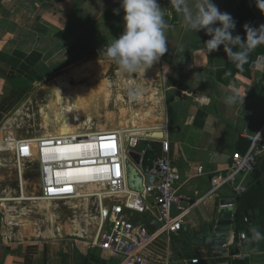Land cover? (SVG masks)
Masks as SVG:
<instances>
[{"label":"crops","instance_id":"crops-1","mask_svg":"<svg viewBox=\"0 0 264 264\" xmlns=\"http://www.w3.org/2000/svg\"><path fill=\"white\" fill-rule=\"evenodd\" d=\"M212 2L222 12L225 0ZM158 4L165 10L164 19L171 27L166 31L169 51L154 64L163 81L161 111L154 120L157 124L154 127L163 128L164 136L169 139L170 161L181 178L178 190L184 197L181 201L184 211L181 230L169 235L157 234L146 254L157 260L178 261L191 257L202 260L210 254L211 244H205L203 240L214 233L218 204L231 197L227 184L217 188L213 185L226 174L230 158L226 163H217L211 160L212 155L219 152L231 157L239 145L240 148L244 145L239 139L248 141V136L261 129L264 123V70L254 67L256 57L250 60L244 72H231L222 45L215 52H206V66L195 67L194 52L205 50L203 42L211 37L204 30L196 33L185 30L179 15L173 19L169 0H158ZM247 4L254 15V28H258L264 24L263 13L255 0H247ZM115 9H120L119 14L114 12ZM123 16L120 0H0V137L4 129L8 134L10 114L28 92L48 89L50 81L57 75L86 60L71 70L72 75L79 78L91 71L92 61L96 58H107L103 47L123 33ZM56 89L60 96L64 98L68 94L72 102L82 108V114L78 118L74 116V120L92 121L85 115L88 93L82 94L80 87L71 88L66 76L57 79ZM230 89H234L238 97L234 105L224 103ZM147 121L134 111L131 123L123 119L115 127H148ZM90 131L107 130L83 132ZM15 134L22 137L21 133ZM151 144L153 148H160L159 141ZM144 145L141 141L138 148ZM258 164L264 169V153L259 156ZM199 166L202 167L201 174L198 173ZM246 181L247 185L251 183L258 189L251 195L244 193L242 201L256 203L263 216L261 222L252 218L249 212L251 217L247 224L264 234V170L259 179L248 175ZM178 213L179 210H173V215ZM247 214L244 210L242 215ZM138 218L146 220L152 216L146 213ZM94 219L92 217L90 223ZM17 223L24 227L27 223L28 227L34 224L21 225L14 221L11 225ZM77 226L68 231L81 235L77 233ZM56 231L62 234L58 228ZM42 234L50 236L53 230L42 231ZM88 243L82 238L62 239L59 236L9 242L0 233V264H102L96 256L104 259V264H117L115 259L107 260L103 251L89 249ZM243 252L248 264H264V240L246 241Z\"/></svg>","mask_w":264,"mask_h":264},{"label":"built area","instance_id":"built-area-1","mask_svg":"<svg viewBox=\"0 0 264 264\" xmlns=\"http://www.w3.org/2000/svg\"><path fill=\"white\" fill-rule=\"evenodd\" d=\"M157 130L161 129H114L26 138L13 137L8 133L0 140V149L12 153L18 162L31 161L36 165L40 174V199L91 198L95 201L97 222L95 234L88 241L89 249L103 251L107 260L115 259L117 264H197L198 257L178 261L157 260L146 254L157 234L169 235L181 230L184 211L181 206L184 197L178 190L181 178L170 161L168 137L149 138L145 135L147 131ZM257 133L248 136L245 152L231 155L226 174L213 183L215 188L227 184L231 189V197L217 207L214 233L221 213L229 214V224L224 225L226 229L221 231L226 233L225 237H220L223 242L211 244L215 258L233 260L246 257L243 244L247 236L244 232H240L236 239L238 252H231L233 244L228 240L236 216V200L246 191V177L256 171L259 156L264 153V123ZM141 141L145 145L138 148ZM152 141L160 142L161 155L146 157L149 151L154 150ZM131 150L140 154V163L134 165L143 179L142 191L131 189L127 182L126 163L132 161L129 156ZM198 173H202L201 166ZM147 175L153 176L151 184L146 182ZM19 186H22L21 179ZM174 209L179 210L177 215H173ZM146 213L159 224L155 233L146 226L150 218H138ZM244 221L247 222V218Z\"/></svg>","mask_w":264,"mask_h":264},{"label":"rangeland","instance_id":"rangeland-1","mask_svg":"<svg viewBox=\"0 0 264 264\" xmlns=\"http://www.w3.org/2000/svg\"><path fill=\"white\" fill-rule=\"evenodd\" d=\"M95 60L92 61L91 71L85 72L83 76L75 77L71 70L84 64L86 60L57 75L50 81L48 89H34L28 92V96L20 99L18 108L8 119L7 130L10 135L18 137L15 133H21V136L26 138L46 134H74L85 130L83 127L79 129V124L73 118L82 114V108L74 104L68 94L64 98L63 95L60 96L59 90L56 89L57 79L61 76L67 77L71 88L80 87L82 94L88 93L89 104L85 115L92 119L93 130L144 131L156 126L154 120L161 111L163 81L154 64L145 73L122 75L118 66L108 58ZM133 81H138L145 89L143 98L135 102L127 94V89ZM134 111L147 118L148 127H115L117 122L123 119H128L131 123ZM67 112L72 115L71 118L62 115ZM39 180L40 174L33 162H18L12 153L0 149V233L5 240L17 242L59 236L62 239L71 237L89 241L96 230L95 201L82 198L48 202L44 200L37 204L31 199L39 198ZM92 217L95 219L90 223ZM14 221H19L21 225L26 222L34 224L30 227L28 223L26 227L20 226L19 223L11 225ZM75 225H78L77 233L81 235L68 231ZM57 228L62 231L61 235L56 231ZM49 229L53 230V234L41 235L42 231L48 232Z\"/></svg>","mask_w":264,"mask_h":264},{"label":"clouds","instance_id":"clouds-1","mask_svg":"<svg viewBox=\"0 0 264 264\" xmlns=\"http://www.w3.org/2000/svg\"><path fill=\"white\" fill-rule=\"evenodd\" d=\"M255 2L264 12V0ZM169 3L181 17L185 30L194 33L204 30L211 37L203 42L207 54L222 45L228 59L238 68L249 62L251 53L258 46L264 45V24L258 28L245 24V37L234 36L236 21L231 14L221 12L212 0H169ZM120 8L124 12L123 33L103 47V54L118 66L122 75L145 73L169 51L166 31L171 26L164 19L165 10L158 0H120ZM119 11L114 10L116 14ZM217 24L219 26H215ZM253 64L256 69L264 70V56L257 57ZM127 94L135 102L143 98L145 89L138 81H133ZM237 100L234 89L224 97L227 105H234ZM257 135L260 137L259 133ZM250 232V242L264 240V234L257 227H251Z\"/></svg>","mask_w":264,"mask_h":264},{"label":"trees","instance_id":"trees-1","mask_svg":"<svg viewBox=\"0 0 264 264\" xmlns=\"http://www.w3.org/2000/svg\"><path fill=\"white\" fill-rule=\"evenodd\" d=\"M172 12H173V19L177 18L178 14L174 11L173 8H172ZM222 12H227V13L231 14V16L236 21V27H235V29L233 30V33H232L234 36L235 35H240L241 38L243 39L245 37V31H244L243 26L245 24H249L250 26L254 27V15L252 14V12H251L248 4H247V0H239V1L225 0ZM262 13H263V16H264V12H262ZM234 50H236V49H234ZM259 55L264 56V45L258 46L251 53L250 58H249V62H250V60L255 59ZM226 63H227L228 69L230 67V71L231 72H236V71L244 72V70L246 69V67L248 65V63H247V64L243 65V67H239L238 68L228 59L227 55H226ZM62 115H65V117H68V118L72 117L68 113H63ZM75 122L77 124H79V127H80L79 129H81L83 127V128H85V130H93L92 127H91L92 123H93L92 121L89 123V122H79V121L75 120ZM239 141L241 143L243 142L244 145L242 146V148H240V145H239L237 147V152L238 153H243V152H245L246 148L248 147L249 141H246V140L244 141L242 139H239ZM146 155H147L146 157H152L153 155L159 156V155H161V150H160V148L159 149L154 148L153 151H149ZM258 161H259V159H258ZM258 161H257V169H256V171L250 174V175H252V178H255V179H259L260 174H262V172L264 170L263 167L261 166V164L260 165L258 164ZM146 164H147V160L145 159L144 166H146ZM250 184L248 183L246 191L244 192L245 194H247V192H248V193H250L249 195H251V192L253 193L254 191H257L258 188L254 187L253 185H250ZM241 196H239L237 198V200H236L237 201L236 202L237 203L236 212H235L236 216H235V220H234L235 236H236V239H237L238 234L240 232H244L246 234V236H247L248 243H252L254 241L250 242V238H251V235H252L251 232H250V228L251 227L247 224L249 217H251L249 212L252 213V218L258 219V220L260 219L261 222L263 221V216L260 215L261 211L256 207V203H251L250 202L251 204H249V203L247 204V203L242 201ZM31 201H36V203L39 204V203H42L44 200H42L40 198H35V199H31ZM46 202H48V201H46ZM244 210L248 211L247 215H242ZM240 215H242L243 218H242L241 222L239 223L238 222V217ZM244 218H247V222L244 221ZM236 239L234 240V243L231 246V252L232 253L238 252V247L235 245ZM211 250L212 249H210L209 256L206 259H202V260L199 259V262L197 264H215L217 261L227 260L226 258H215L214 255L212 254ZM89 256H94V255H89ZM96 258H97L99 263H102V264L105 263L104 259H101V258H99L97 256H96ZM229 261H230L231 264H248V260L246 259V257L243 258V259H233V260H229Z\"/></svg>","mask_w":264,"mask_h":264},{"label":"water","instance_id":"water-1","mask_svg":"<svg viewBox=\"0 0 264 264\" xmlns=\"http://www.w3.org/2000/svg\"><path fill=\"white\" fill-rule=\"evenodd\" d=\"M194 59H195V63H194L195 67L206 66L207 65L206 51L204 49H200V50L195 51L194 52ZM2 133H1V136L3 139V137H4V135H6L7 131L4 129L2 131ZM145 135H146V137H149V138H162L165 135V133L162 130L148 131L145 133ZM0 139H1V137H0ZM129 156L132 159V161H127V163H126L128 185L133 190L142 191L143 190V187H142L143 179H142V176L140 175V173L138 172V170L136 169V166H135V165H138L140 163V154L137 151L131 150V151H129ZM229 158H230V156L227 154L215 152L212 155L211 160L213 162H217V163H226ZM152 180H153L152 175L146 176V182L148 184H151ZM228 217H229L228 213H221L219 215V220L217 222V224L219 226L216 228V233H213L211 236L204 238L203 242L205 244H220L223 242V240L220 239V237H222V236L225 237L226 233H222L221 231L226 229V227H224V225L229 224V221L227 220ZM242 218H243V216L240 215L238 217V221L240 222L242 220ZM146 226L151 233H155L159 229V224L157 223V221L155 219L149 220L147 222ZM213 237L216 239L211 241ZM235 239H236L235 230L232 229V231L229 234V240H228L229 244H232ZM81 260L83 261L84 258L82 257ZM88 264H94V263L88 262ZM215 264H231V263L229 260H223V261H217Z\"/></svg>","mask_w":264,"mask_h":264}]
</instances>
